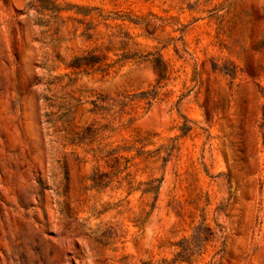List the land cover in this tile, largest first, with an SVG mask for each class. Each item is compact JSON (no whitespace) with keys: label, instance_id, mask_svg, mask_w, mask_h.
Wrapping results in <instances>:
<instances>
[{"label":"rangeland","instance_id":"obj_1","mask_svg":"<svg viewBox=\"0 0 264 264\" xmlns=\"http://www.w3.org/2000/svg\"><path fill=\"white\" fill-rule=\"evenodd\" d=\"M0 264H264V0H0Z\"/></svg>","mask_w":264,"mask_h":264}]
</instances>
